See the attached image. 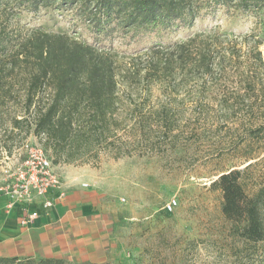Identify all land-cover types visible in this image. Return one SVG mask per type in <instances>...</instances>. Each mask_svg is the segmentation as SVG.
Listing matches in <instances>:
<instances>
[{
	"label": "rangeland",
	"instance_id": "rangeland-1",
	"mask_svg": "<svg viewBox=\"0 0 264 264\" xmlns=\"http://www.w3.org/2000/svg\"><path fill=\"white\" fill-rule=\"evenodd\" d=\"M91 8L92 5L85 7L83 3L66 6L60 2H44L38 9L29 10L21 0H9L0 6V33L7 35L9 50L36 29L68 33L117 51L122 73H126L127 68L143 69L141 78L134 73L131 76L135 78L129 80L120 76L124 104L129 109L144 108L136 122L131 153L114 158L102 150L100 156L90 159L89 163H55L51 151L45 150V140L28 134L25 122L18 128L13 127L12 119L20 117L23 107L25 70L18 68L13 76L11 95L0 101V197L7 185L6 170L26 157V144L39 145L52 158L57 172L83 181L86 185H82V189L98 199L104 244L90 249L88 261L231 264L230 224L222 215V193L211 183L221 172L243 169L250 163L245 184L252 190L262 181L264 134L252 141L250 129L253 119L264 121V100L260 102V109L254 108L253 112L244 106V101L235 100L237 91L248 88L243 65L229 66L224 74L218 71L206 83L199 80V74L191 76L181 72L176 79L167 80V84L172 85L170 88L177 90L172 94L170 88L152 82L151 75L144 77V59L135 60V66L129 65V59L138 51H145L150 42H138L131 33L118 30L112 37H100L95 31L93 16H89ZM210 11L198 17L191 27L165 34L162 43L169 45L199 32L217 31L228 34L231 45L241 49L242 64L247 55L250 58L247 52L258 38L263 40L260 49L264 52L263 10L244 11L233 4H219ZM203 88L208 93L200 97L199 89ZM224 95L230 97L223 102L228 109L218 105ZM163 106L166 120L156 114ZM250 155L253 158L248 160L246 157ZM173 198L178 204L168 213L164 207Z\"/></svg>",
	"mask_w": 264,
	"mask_h": 264
},
{
	"label": "trees",
	"instance_id": "trees-1",
	"mask_svg": "<svg viewBox=\"0 0 264 264\" xmlns=\"http://www.w3.org/2000/svg\"><path fill=\"white\" fill-rule=\"evenodd\" d=\"M21 1L29 10L38 9L44 2L92 5L89 16H93L94 28L100 37H112L118 30L131 33L138 42H150L145 51H138L129 59V65L135 66V60L144 59V77L151 75L152 82L166 89L172 87L167 80L176 79L181 72L191 76L199 74V80L206 83L218 71L224 74L229 66L239 68L243 65L248 88L237 91L235 100L244 101V106L251 112L254 108L260 109V102L264 100L262 38H258L247 52L250 58L247 55L244 64L240 61L241 49L231 45L228 34L217 31L199 32L185 41L169 45L162 43L165 34L191 27L198 17L213 11L219 4H233L244 11H264V0ZM8 2L0 0V6ZM197 38L199 44H196ZM8 42L7 35L0 33V101L11 95L15 71L18 68L25 70L23 107L20 117L12 119L13 127L18 128L25 122L28 134L45 140V150L51 151L55 163H89L90 159L98 158L102 150L114 158L131 153L129 148L135 138L136 122L144 108L129 109L124 104L120 76L127 80L141 78L143 69L132 71L127 68L128 71L122 73L117 51L82 41L68 33L36 29L10 50ZM133 73L135 77L131 76ZM206 93V88L199 89L200 97ZM229 98L224 95L218 105L226 106L223 102ZM156 114L159 119L166 120V107H161ZM250 132L252 141L259 140L264 134V121L253 119ZM246 158L251 160L253 157ZM251 166L252 163L243 169L223 171L211 183L222 193V215L230 224L231 264H264V176L250 190L245 184V173ZM0 264L101 263L74 262L65 257L0 256Z\"/></svg>",
	"mask_w": 264,
	"mask_h": 264
},
{
	"label": "crops",
	"instance_id": "crops-1",
	"mask_svg": "<svg viewBox=\"0 0 264 264\" xmlns=\"http://www.w3.org/2000/svg\"><path fill=\"white\" fill-rule=\"evenodd\" d=\"M66 195L53 191L54 204L29 227L20 224V212L6 209L0 197V256L68 257L90 260L91 248L104 244V225L98 199L82 189L83 181L64 177ZM88 259V260H87Z\"/></svg>",
	"mask_w": 264,
	"mask_h": 264
},
{
	"label": "built area",
	"instance_id": "built-area-1",
	"mask_svg": "<svg viewBox=\"0 0 264 264\" xmlns=\"http://www.w3.org/2000/svg\"><path fill=\"white\" fill-rule=\"evenodd\" d=\"M26 157L14 168L6 170L7 185L2 197L6 198L8 212L18 209L20 224L29 227L45 209L53 206V191L58 197L66 195L67 185L63 175L53 168L52 158L39 145H25ZM84 186L86 184H83ZM178 200L170 199L165 210H175Z\"/></svg>",
	"mask_w": 264,
	"mask_h": 264
}]
</instances>
